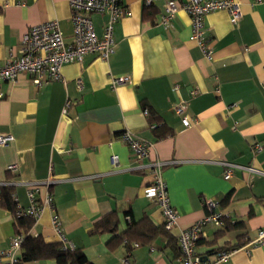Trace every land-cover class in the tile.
Here are the masks:
<instances>
[{
  "label": "crops",
  "instance_id": "crops-1",
  "mask_svg": "<svg viewBox=\"0 0 264 264\" xmlns=\"http://www.w3.org/2000/svg\"><path fill=\"white\" fill-rule=\"evenodd\" d=\"M121 1L126 12L114 24L115 51L108 59L87 54L81 62L63 65L60 80L39 87L24 72L14 81H0V134L13 137L8 145L0 144V181H12L19 203L26 206L23 182L50 178L63 233L92 264H122L124 257L129 264H174L180 253L177 229L151 243L123 238L115 248L107 246L127 228L126 215L131 223L147 217L162 224L159 207L143 190L151 180L148 163L162 161L179 227L209 213L204 198L217 199V210L225 214L222 223L202 226L196 251L203 260L264 264V243L249 244L264 227V0H236L242 13L237 23L224 9L203 16L210 58L191 38L184 10L165 28L159 22L162 0L151 5ZM90 17L101 36L106 16ZM51 19L70 41L67 0H0V64L18 54L29 26ZM115 77L125 80L112 85ZM66 99L70 105L63 109ZM180 101L192 127H184L174 112ZM145 109L153 113L152 123ZM125 130L150 144L147 157H134L120 136ZM255 144L261 146L258 152ZM225 161L262 173L236 167L224 178ZM11 163L17 164L15 171L7 170ZM43 194L41 188L37 197ZM108 213L116 216L115 234L93 233L94 223ZM50 217L51 210L44 208L31 234L57 241ZM14 223L12 211L0 206V251L16 234ZM220 251L231 253L216 261Z\"/></svg>",
  "mask_w": 264,
  "mask_h": 264
},
{
  "label": "built area",
  "instance_id": "built-area-1",
  "mask_svg": "<svg viewBox=\"0 0 264 264\" xmlns=\"http://www.w3.org/2000/svg\"><path fill=\"white\" fill-rule=\"evenodd\" d=\"M70 8V20L72 23V37L66 41L56 19H51L42 23L29 26L20 38L18 54L6 63L0 64V81H14L16 76L27 73L31 76L32 82L37 87L52 80L62 78L61 69L63 65L71 62H81L85 55L93 53L102 59H108L115 51L113 40L114 24L125 14L126 9L121 0H67ZM157 0H142L144 5H151ZM163 7L160 16V24L167 28L171 20L179 10H184L190 17L192 36L200 46L205 57H211V50L205 42L202 27L203 16L216 10H226L230 19L237 23L242 18L239 4L236 0H162ZM93 13L106 16L101 36H97L93 27L90 15ZM125 77L112 78V85L122 82ZM76 85L80 89L81 79L76 80ZM192 94L196 90L191 91ZM2 93L0 92V97ZM70 105V100L66 99L63 109ZM174 112L181 116V123L184 127H192L194 123L185 114L186 104L183 101L174 105ZM147 114V109H145ZM121 138L127 143L134 157L141 160L148 156L150 144L139 138L130 131H123ZM13 140L11 135L0 134V144L8 145ZM261 149L259 144H255L254 151ZM112 165H117L116 155L111 156ZM162 161L153 160L148 163L150 173V183L144 187V193L160 209L165 230L177 229L176 238L179 247V256L174 264H212L203 258L196 251V244L201 236V229L207 222L222 223L225 214L217 210L219 201L214 198L202 199V204L208 210L201 219L195 221L188 227L177 225V212L170 202L167 186L161 175ZM225 170L224 178H229L234 168H242L246 172L262 173L253 166H238L229 162H223ZM16 163L7 166V170L15 171ZM50 178L43 181H25L28 205L22 206L15 194L11 193V198L15 202V216H29L35 222L44 208L51 210V225L56 234L57 241L62 248L73 249L72 243L65 237L58 213L54 209L53 194L50 191ZM1 185L14 186L12 181H0ZM44 188L41 198L37 197L40 189ZM127 222L130 221L128 215L125 216ZM23 234H15L9 246L0 251V261L6 260V264H17L19 262V251ZM264 243V227L259 229L257 236L249 244ZM137 245V244H135ZM231 251H220L217 253L216 261H221L229 256ZM122 264H129L128 257L122 259Z\"/></svg>",
  "mask_w": 264,
  "mask_h": 264
},
{
  "label": "trees",
  "instance_id": "trees-1",
  "mask_svg": "<svg viewBox=\"0 0 264 264\" xmlns=\"http://www.w3.org/2000/svg\"><path fill=\"white\" fill-rule=\"evenodd\" d=\"M147 115L150 123L154 121L153 113L147 109ZM11 185L0 186V206L12 211L15 218V231L22 233L21 252L19 262L34 261L42 259H53L57 264H92L85 254L79 249L62 248L59 241L46 242L41 235H32L30 228L34 221L29 216H15V202L11 198L14 191ZM116 216L114 213H108L94 223L92 232L102 233L110 232L115 234ZM167 232L163 225H155L147 217H143L137 222L128 223L127 228L118 235H113L107 242L109 248H115L121 243L123 238L137 240L141 243H151L159 235H165ZM199 240V239H198ZM198 242V241H197Z\"/></svg>",
  "mask_w": 264,
  "mask_h": 264
}]
</instances>
